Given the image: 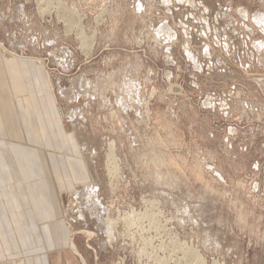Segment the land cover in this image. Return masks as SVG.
Here are the masks:
<instances>
[{"label":"rangeland","instance_id":"obj_1","mask_svg":"<svg viewBox=\"0 0 264 264\" xmlns=\"http://www.w3.org/2000/svg\"><path fill=\"white\" fill-rule=\"evenodd\" d=\"M43 1L0 0V48L43 62L78 136L69 247L87 264H264V0ZM93 183L111 237L75 198Z\"/></svg>","mask_w":264,"mask_h":264},{"label":"crops","instance_id":"obj_2","mask_svg":"<svg viewBox=\"0 0 264 264\" xmlns=\"http://www.w3.org/2000/svg\"><path fill=\"white\" fill-rule=\"evenodd\" d=\"M57 104L42 61L0 48V264H84L61 197L89 172Z\"/></svg>","mask_w":264,"mask_h":264},{"label":"bare ground","instance_id":"obj_3","mask_svg":"<svg viewBox=\"0 0 264 264\" xmlns=\"http://www.w3.org/2000/svg\"><path fill=\"white\" fill-rule=\"evenodd\" d=\"M41 1H43V0H41ZM44 2V1H43ZM58 3V2H57ZM58 4H60V3H58ZM62 5L63 6H65L63 3H62ZM60 6H58V8H59ZM62 8V7H61ZM44 10V9H43ZM59 10V9H58ZM62 10V9H61ZM68 10H70V9H68ZM73 10V9H72ZM71 10V11H72ZM66 11V10H65ZM77 11V10H76ZM66 12H68V11H66ZM66 12H64V14H66ZM70 12V11H69ZM68 12V13H69ZM73 12V11H72ZM74 13V12H73ZM62 14V13H61ZM72 14V13H71ZM69 15H70V13H69ZM68 17V16H67ZM79 18V17H78ZM258 20H259V22L261 21L262 23L264 22V14L262 15H257V17H256ZM256 18H254L255 19V21H256ZM73 21H76V20H74L73 19ZM260 22V23H261ZM72 23V22H71ZM70 23V24H71ZM77 23H78V21H77ZM81 23V22H80ZM73 24H74V22H73ZM263 25V24H262ZM71 26H73L72 24H71ZM80 26H82V25H80ZM79 27V26H78ZM164 27V26H163ZM69 29H70V27H69ZM83 29V28H82ZM81 29V30H82ZM163 29V28H162ZM83 32V31H82ZM84 34V33H83ZM81 37V36H80ZM83 37H84V39H87V38H85V35H83ZM82 38V37H81ZM90 40V39H89ZM89 40H87L86 41V44H87V42H89ZM83 41V40H82ZM83 43H84V41H83ZM82 43V44H83ZM81 44V45H82ZM89 45V44H88ZM82 46H84V44L82 45ZM87 46V45H86ZM84 48V47H83ZM90 48H91V45H90ZM86 49H89V47L87 48L86 47ZM92 49V48H91ZM91 51V50H90ZM112 87V86H111ZM87 147H85V146H82V150H83V152L85 151V150H87L86 149ZM86 152V151H85ZM109 157L111 158V159H113L114 160V166H113V169L114 170H116L117 171V159H116V153H114V146H113V144L111 145V150H110V155H109ZM118 157V156H117ZM87 161V160H86ZM112 162V161H111ZM112 164V163H111ZM119 165V164H118ZM112 168V167H111ZM111 170V169H110ZM91 171V170H90ZM111 172V171H110ZM115 172V171H114ZM93 173V172H92ZM117 173V172H116ZM93 178V177H92ZM97 185H96V183H93V184H90V185H86V186H84L83 187V189L82 190H77L75 193H74V195H76V197L75 198H79V199H81L82 200V198L83 197H88V199H89V202H90V207H91V212H92V214H94V215H96L97 217H98V219H99V225L101 226L102 224H103V228L105 229V231H106V233L108 234V237H111L112 235H113V232H114V229L116 228V222H114L113 220H109V219H107V218H104L105 216H102V214H104L103 213V211L104 210H102L103 209V207H101L100 206V204H99V202H98V199H97ZM91 198V199H90ZM84 199H86V198H84ZM87 199V200H88ZM88 203V202H87ZM87 205V204H86ZM136 214V213H135ZM132 215H134V214H132ZM133 217V216H132ZM135 217H137V215L135 216ZM129 218V217H128ZM127 218V219H128ZM137 219L138 218H131L130 217V219H128L127 220V224H128V227H131V226H134L135 225V223L137 222ZM126 220V219H125ZM127 227V226H126ZM102 228V229H103ZM72 246H73V248L74 249H76L77 250V248H76V245H75V242L73 241V244H72ZM187 249H188V247H187ZM193 250V249H192ZM192 250L191 251H189L190 253H192V257L193 256H195V257H198L200 254H198V252L196 251V252H192ZM78 251V250H77ZM188 251V250H187ZM189 253V254H190ZM194 257V258H195ZM201 257V256H200ZM199 257V258H200ZM82 259H83V263L84 264H87V262H86V260L82 257ZM197 259V258H196ZM200 259H202V258H200ZM199 259V260H200ZM198 261V260H197ZM203 262H204V260L201 262V264H203ZM206 262V261H205ZM200 263V262H199ZM214 263H217V262H214Z\"/></svg>","mask_w":264,"mask_h":264},{"label":"built area","instance_id":"obj_4","mask_svg":"<svg viewBox=\"0 0 264 264\" xmlns=\"http://www.w3.org/2000/svg\"><path fill=\"white\" fill-rule=\"evenodd\" d=\"M137 214H140V212H136ZM136 229H138V228H136ZM136 232H138V231H136ZM134 234H135V232H134Z\"/></svg>","mask_w":264,"mask_h":264}]
</instances>
